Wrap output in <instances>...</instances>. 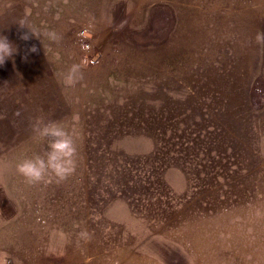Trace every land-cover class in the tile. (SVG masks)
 <instances>
[{"label":"rangeland","instance_id":"obj_1","mask_svg":"<svg viewBox=\"0 0 264 264\" xmlns=\"http://www.w3.org/2000/svg\"><path fill=\"white\" fill-rule=\"evenodd\" d=\"M257 33L264 0H0V264H264ZM38 118L64 180L15 170Z\"/></svg>","mask_w":264,"mask_h":264},{"label":"clouds","instance_id":"obj_2","mask_svg":"<svg viewBox=\"0 0 264 264\" xmlns=\"http://www.w3.org/2000/svg\"><path fill=\"white\" fill-rule=\"evenodd\" d=\"M24 28L23 22L18 24ZM29 29L30 33L36 36L35 32ZM50 38H55L54 34H48ZM22 40H28L29 34L23 33L20 37ZM256 41L264 43V33H257ZM35 52V46L29 49ZM17 52L16 46L9 41L6 35H0V65L13 57ZM77 72V66L70 69L67 76V82L73 81ZM34 136L37 139L45 141V148L42 153H35L30 157L19 160L15 163V170L29 184L44 181L49 175L55 176L57 180H64L72 175L77 167L78 152L73 135L68 130L66 123L63 121L44 122L38 118L33 126Z\"/></svg>","mask_w":264,"mask_h":264},{"label":"built area","instance_id":"obj_3","mask_svg":"<svg viewBox=\"0 0 264 264\" xmlns=\"http://www.w3.org/2000/svg\"><path fill=\"white\" fill-rule=\"evenodd\" d=\"M84 33V32H83Z\"/></svg>","mask_w":264,"mask_h":264}]
</instances>
